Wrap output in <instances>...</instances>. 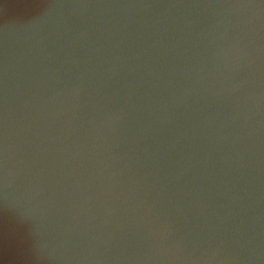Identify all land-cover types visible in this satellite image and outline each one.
I'll list each match as a JSON object with an SVG mask.
<instances>
[{
	"label": "water",
	"instance_id": "95a60500",
	"mask_svg": "<svg viewBox=\"0 0 264 264\" xmlns=\"http://www.w3.org/2000/svg\"><path fill=\"white\" fill-rule=\"evenodd\" d=\"M0 264H264V0H0Z\"/></svg>",
	"mask_w": 264,
	"mask_h": 264
}]
</instances>
